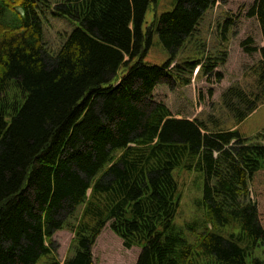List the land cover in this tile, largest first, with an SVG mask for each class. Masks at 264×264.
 Returning a JSON list of instances; mask_svg holds the SVG:
<instances>
[{
  "label": "trees",
  "instance_id": "trees-1",
  "mask_svg": "<svg viewBox=\"0 0 264 264\" xmlns=\"http://www.w3.org/2000/svg\"><path fill=\"white\" fill-rule=\"evenodd\" d=\"M218 1L176 0L145 31L157 0H64L52 15L76 27L50 52L48 2L0 0V264H37L65 227L75 251L62 264H103L93 247L108 225L125 248L141 247L136 264H264L254 256L264 248V129L245 137L154 98L162 83H191L198 67L222 79L226 53L177 61ZM248 16L264 39V0ZM154 36L170 54L161 65L146 61ZM241 45L261 57L257 91L222 95L238 122L264 101V45ZM179 167L203 175L213 228L237 232L205 228L189 241L175 221Z\"/></svg>",
  "mask_w": 264,
  "mask_h": 264
},
{
  "label": "rangeland",
  "instance_id": "rangeland-1",
  "mask_svg": "<svg viewBox=\"0 0 264 264\" xmlns=\"http://www.w3.org/2000/svg\"><path fill=\"white\" fill-rule=\"evenodd\" d=\"M50 7H45V44L50 52H55L67 38L76 23L67 17L52 15L54 8L64 0H46ZM256 0H219L201 22L199 29L185 47L180 51L177 61L186 59L206 58L209 55L226 53V63L216 70L222 74V79H210L199 72V67L192 75L191 83L187 85L160 84L154 98L165 103L172 113L179 117L200 119L211 127L239 130L245 137H252L264 129V101L244 121L238 122L227 110L222 95L232 85L240 86L248 91H257V66L260 53L248 54L242 48V42L253 37L255 45H264L263 34L256 17H249L248 12ZM176 0H157L152 2L145 18L144 30L151 26L154 20L164 12L171 11ZM54 7V8H53ZM229 22L227 30L226 24ZM170 58L169 52L154 36L153 45L149 49L146 61L163 64ZM123 73V72H122ZM14 92H12V96ZM179 184V209L176 223L184 228L191 243L195 246L203 229L228 234L237 232L236 227L213 228L202 205L204 178L201 173L179 167L175 171ZM198 226L196 232L187 229V225ZM75 234L70 227L59 230L53 236L52 255H44L37 264H60L72 256L75 251ZM141 251L140 246L125 248L123 240L116 235L108 225L98 237L93 247L96 261L103 264H136ZM196 252H198L196 250ZM254 256L264 261V248L258 247ZM198 258L199 254H197Z\"/></svg>",
  "mask_w": 264,
  "mask_h": 264
}]
</instances>
